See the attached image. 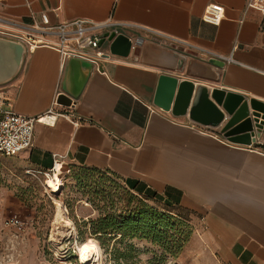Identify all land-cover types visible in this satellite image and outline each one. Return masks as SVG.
<instances>
[{
	"label": "crops",
	"instance_id": "crops-1",
	"mask_svg": "<svg viewBox=\"0 0 264 264\" xmlns=\"http://www.w3.org/2000/svg\"><path fill=\"white\" fill-rule=\"evenodd\" d=\"M210 3L225 7L219 24L203 19ZM43 13L54 24L113 17L138 26L120 27L133 40L128 55L102 44L107 56L91 61L78 97L63 90L69 59L52 46L29 49L20 74L1 86L11 106L33 116L50 107L74 115L37 123L34 145L15 155L44 171L60 161L112 169L134 192L195 210L224 264H264V112L251 107L253 99L264 103L263 13L248 0H0L8 29L42 25ZM163 74L245 99L214 126L210 108L190 113L195 91L185 111L155 104ZM245 107L256 115L250 145L228 134Z\"/></svg>",
	"mask_w": 264,
	"mask_h": 264
},
{
	"label": "rangeland",
	"instance_id": "rangeland-1",
	"mask_svg": "<svg viewBox=\"0 0 264 264\" xmlns=\"http://www.w3.org/2000/svg\"><path fill=\"white\" fill-rule=\"evenodd\" d=\"M60 162L55 173L0 152V264H80L90 237L104 264H224L195 210L135 193L112 169Z\"/></svg>",
	"mask_w": 264,
	"mask_h": 264
},
{
	"label": "built area",
	"instance_id": "built-area-1",
	"mask_svg": "<svg viewBox=\"0 0 264 264\" xmlns=\"http://www.w3.org/2000/svg\"><path fill=\"white\" fill-rule=\"evenodd\" d=\"M248 5L260 10L264 15V0H248ZM224 14L225 7L222 4L210 3L205 9L203 19L219 24ZM43 21L42 25L35 22L27 26L26 31H15L0 24V34L24 41L29 49L40 45L55 47L65 60L71 57H80L98 63L99 58L107 56L100 44L106 32L124 33L120 27L138 26L134 23L114 20L113 17L105 20L78 17L54 24L51 23L46 13H43ZM160 35L172 43L189 44L184 39L166 33H160ZM141 40L140 38L139 41ZM91 50L94 51V54L91 53ZM211 53L213 52L211 51ZM214 55L227 60L230 59L218 53H214ZM60 115L72 118L74 114L67 111H57L53 107L36 116L18 112L11 106L5 90L0 86V152L6 155H15L32 147L36 124L39 122L54 123ZM11 222L19 229L23 228V223L17 217L12 218Z\"/></svg>",
	"mask_w": 264,
	"mask_h": 264
},
{
	"label": "water",
	"instance_id": "water-1",
	"mask_svg": "<svg viewBox=\"0 0 264 264\" xmlns=\"http://www.w3.org/2000/svg\"><path fill=\"white\" fill-rule=\"evenodd\" d=\"M106 41L109 42L112 53L122 56L128 55L133 46L130 36L115 31L106 32L100 44L102 45ZM28 51L29 47L24 41L0 34V86L8 84L20 74ZM221 63L222 61L217 62V64ZM92 67L93 64L90 60L80 57L69 58L63 82L64 92L78 97ZM79 73V77L76 76ZM71 80L75 81L71 82ZM194 91L190 113L194 116L198 106L202 110L210 108L214 112V126L220 125L228 114L233 115L239 110L245 99L243 95L213 89L202 83L195 85L192 81L182 80L179 84V78L176 76L163 74L160 76L155 104L165 109H169L173 105L174 111H185L192 100ZM251 107L255 112L256 110L264 112V103L255 99L251 100ZM241 116V120L230 129L228 134L232 136L231 140L250 145L255 139L254 116L256 115L249 113V107H245L241 111Z\"/></svg>",
	"mask_w": 264,
	"mask_h": 264
},
{
	"label": "bare ground",
	"instance_id": "bare-ground-1",
	"mask_svg": "<svg viewBox=\"0 0 264 264\" xmlns=\"http://www.w3.org/2000/svg\"><path fill=\"white\" fill-rule=\"evenodd\" d=\"M64 165L62 162H57L54 167V172H61ZM54 183L51 184L52 192L57 193L61 189L60 176H55ZM80 264H104L102 251L93 238H88L81 245H79V256Z\"/></svg>",
	"mask_w": 264,
	"mask_h": 264
},
{
	"label": "trees",
	"instance_id": "trees-1",
	"mask_svg": "<svg viewBox=\"0 0 264 264\" xmlns=\"http://www.w3.org/2000/svg\"><path fill=\"white\" fill-rule=\"evenodd\" d=\"M86 167V166H85ZM129 189V188H128ZM131 190V189H130ZM132 191V190H131ZM134 192V191H133ZM135 193H137V192H135ZM139 194H142V193H139ZM144 195H146V194H144ZM147 196H150V195H147ZM150 197H152V196H150ZM156 199V198H155ZM158 200V199H157ZM102 231V230H101Z\"/></svg>",
	"mask_w": 264,
	"mask_h": 264
}]
</instances>
